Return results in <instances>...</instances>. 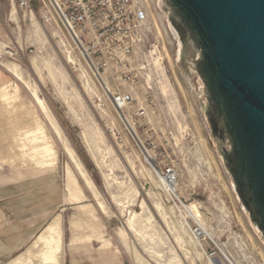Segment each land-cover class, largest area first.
I'll return each instance as SVG.
<instances>
[{
  "label": "rangeland",
  "instance_id": "374dc122",
  "mask_svg": "<svg viewBox=\"0 0 264 264\" xmlns=\"http://www.w3.org/2000/svg\"><path fill=\"white\" fill-rule=\"evenodd\" d=\"M141 1L164 27L155 0ZM42 16L39 6L22 11L14 0H0V89L15 91L16 104L40 123L55 158L49 169L22 166L15 137L0 141V149L8 146L0 153V201L46 203L32 215L40 214L43 225L1 264L23 252L57 215L61 264H229L225 255L234 264H264V252L237 209L178 76L168 75L166 64L165 71L157 67L164 73L158 79L164 96H157L159 108L140 121L138 134L157 155L153 159L168 155L176 167L188 217L166 197L135 144L122 146L109 134L107 118L117 119L111 109L93 104L99 87L88 65L56 17L46 22ZM3 105L0 100V112ZM189 212L199 222L189 219ZM32 216L25 224L34 221ZM199 223L211 237L197 239L203 249L187 227ZM36 256L30 254L31 264L39 263Z\"/></svg>",
  "mask_w": 264,
  "mask_h": 264
},
{
  "label": "water",
  "instance_id": "95a60500",
  "mask_svg": "<svg viewBox=\"0 0 264 264\" xmlns=\"http://www.w3.org/2000/svg\"><path fill=\"white\" fill-rule=\"evenodd\" d=\"M199 131L264 252V0H155Z\"/></svg>",
  "mask_w": 264,
  "mask_h": 264
},
{
  "label": "built area",
  "instance_id": "2783aa9c",
  "mask_svg": "<svg viewBox=\"0 0 264 264\" xmlns=\"http://www.w3.org/2000/svg\"><path fill=\"white\" fill-rule=\"evenodd\" d=\"M14 2L22 11L31 12L35 6H39L46 22L53 15L56 17L89 63L88 68L99 87L93 104L99 110L111 109L120 124L114 118H107L109 134L118 144L125 146L131 141L141 155L142 152L151 153L152 158H156L157 155L147 148L148 142L138 134V130L142 124L140 121L147 119L148 113H154L159 108L157 96H164L159 88V74L164 73L157 66L165 71L164 65H168V75H177V81L182 84L174 45L166 27L158 24L159 20L149 14L141 0ZM161 150L166 154L165 147ZM166 158L153 159L154 166L151 169L166 197L180 213L178 207L183 201L175 190L178 172L168 160V155ZM189 219L195 221L192 217ZM187 227L194 239L204 237L200 226Z\"/></svg>",
  "mask_w": 264,
  "mask_h": 264
},
{
  "label": "bare ground",
  "instance_id": "6f19581e",
  "mask_svg": "<svg viewBox=\"0 0 264 264\" xmlns=\"http://www.w3.org/2000/svg\"><path fill=\"white\" fill-rule=\"evenodd\" d=\"M73 43L75 47L79 50L85 63L89 66V63L83 51L80 49V47L76 45L74 41ZM0 100L4 103L3 108L5 110L4 112H0V124L5 123V125L2 127L4 132L9 133L13 135V137H15V141L17 142L14 147L15 150H18V154L20 155L19 158L29 160L30 158L33 159L34 157H38V159L36 160V163L38 165H53L55 158L46 133L44 132L40 124L35 121V119L30 115V113L25 112V110H22L21 105L16 104L15 101L17 100V95L15 91L10 86H5L4 88L0 89ZM19 108L20 110H18ZM7 123L11 124V129L9 130L5 129ZM142 153V159L148 166H150V168H152L154 166L153 158L150 157L149 153ZM186 171L189 178L188 181L191 186H193L195 183L193 171L191 170V168L187 169ZM67 189L69 193H75L73 186L68 185ZM177 189L178 183L175 184V190L177 191ZM178 208L181 213L184 212L186 214V217H188L187 206L183 202L182 205ZM191 216L195 219V221L199 222V220H197V215ZM199 226L204 236L211 238L201 226V223H199ZM60 229L61 221L60 217L57 216L53 220H51L50 223H48V225L45 227V229H43L40 236L33 244L32 247H37L38 249L35 253L37 254L36 258L38 259V264H61ZM196 242L198 246L203 249L201 242L198 241L197 238ZM225 257L229 264H234L228 259L226 255ZM17 261L18 263L16 264H31L32 262L31 257H28L25 263L22 262L21 258H19ZM209 264H213V262L210 260Z\"/></svg>",
  "mask_w": 264,
  "mask_h": 264
},
{
  "label": "crops",
  "instance_id": "0c3cea01",
  "mask_svg": "<svg viewBox=\"0 0 264 264\" xmlns=\"http://www.w3.org/2000/svg\"><path fill=\"white\" fill-rule=\"evenodd\" d=\"M8 137L12 138L11 134L2 133L0 136V141H4L8 139ZM6 149L8 150V146L4 149H0V153L4 154L6 152ZM16 151L18 152V150ZM15 156L17 157L16 160H18L20 162V165L22 166H33L39 169H49L55 166V163L50 166H41L36 163V160L29 159L28 161L27 159L26 160L20 159L19 158L20 155L18 153L17 155L15 154ZM14 161H12L11 163H14ZM0 202H1L0 203V264H1L4 259H8L9 257L15 255L20 250L21 246L25 244L28 241V239H30L33 236V234L37 231V227H41L43 225L40 223L43 220L40 214H36L35 216L32 215L38 213L37 212L38 207H36L37 205L39 206V209L43 207L44 210L43 205L46 203L45 201H25V200L14 201L12 199L9 201L8 198L6 199V201H0ZM33 206L35 208H33ZM28 215L30 218L31 216L34 217V221L33 222L30 221V223L27 225L25 224L24 219L28 217ZM50 222L51 220L49 221V223ZM45 227L43 229H45ZM40 234L37 236V238L40 236ZM37 238L23 252L19 253L17 256H15L6 264H16L18 263L17 260L19 258H22L21 259L22 262L25 263L27 258L28 257L30 258V254L36 253V250H38L37 247H32L35 241L37 240ZM61 238H62V231L60 232V239ZM61 250H62V244H61Z\"/></svg>",
  "mask_w": 264,
  "mask_h": 264
}]
</instances>
